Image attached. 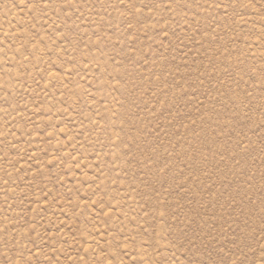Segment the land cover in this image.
I'll return each mask as SVG.
<instances>
[{
	"label": "rangeland",
	"instance_id": "374dc122",
	"mask_svg": "<svg viewBox=\"0 0 264 264\" xmlns=\"http://www.w3.org/2000/svg\"><path fill=\"white\" fill-rule=\"evenodd\" d=\"M0 264H264V0H0Z\"/></svg>",
	"mask_w": 264,
	"mask_h": 264
}]
</instances>
